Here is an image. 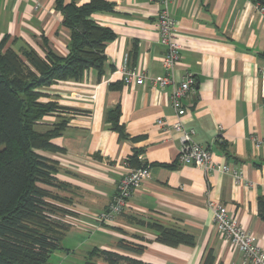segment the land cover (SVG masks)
Listing matches in <instances>:
<instances>
[{
    "label": "crops",
    "instance_id": "crops-1",
    "mask_svg": "<svg viewBox=\"0 0 264 264\" xmlns=\"http://www.w3.org/2000/svg\"><path fill=\"white\" fill-rule=\"evenodd\" d=\"M88 1L77 0V5ZM105 1L111 10L92 16L114 32L105 46L103 74L98 77L89 68L80 80L45 88L69 111L51 113L35 125L45 131L58 117L68 119L52 140L62 151H40L57 163L55 177L61 182L51 189L58 195L51 202L62 218L52 217L65 232L52 257L74 264L65 260L78 255L77 261H84L90 255L105 264L96 251L106 249L154 264H203L208 253L213 264H242V253L215 228L206 201L223 203L264 250V221L258 215V198L264 196V12L252 0H170L179 47L174 77L190 73L195 78L194 90L183 101L182 123L194 130L197 143L211 149L213 167L226 166L205 171L177 160L180 133L170 125L175 118L170 86L125 85L122 80L125 57L128 67L153 78L164 75L166 47L158 40L156 21L161 4ZM5 34L16 38L13 47L28 45L42 53L46 39L58 55L68 51L70 31L55 0H0V39ZM117 105L123 136L106 121L107 111ZM134 150L137 160L148 165L149 176L134 189L122 214L98 222L96 214L110 202ZM133 219L187 232L194 244L161 243L154 230ZM120 243L142 249L131 252Z\"/></svg>",
    "mask_w": 264,
    "mask_h": 264
},
{
    "label": "trees",
    "instance_id": "trees-1",
    "mask_svg": "<svg viewBox=\"0 0 264 264\" xmlns=\"http://www.w3.org/2000/svg\"><path fill=\"white\" fill-rule=\"evenodd\" d=\"M252 1L264 7V0ZM55 5L70 31L65 55L54 52L44 38L42 53L28 45L13 47L17 40L8 34L0 39V264H50L52 253L60 247L65 226L52 217L60 210L51 202L58 200L51 189L61 187V182L55 177L57 163L40 151H62L52 140L61 135L68 119L58 117L45 131H37L35 125L51 113L69 110L43 90L58 81L80 80L89 68L101 76L106 43L114 38L112 29L92 18L98 11L111 10V3L89 0L77 5V0H55ZM119 118L118 105L106 113L110 129L123 136ZM138 154L134 150L129 157L133 167L142 164ZM258 215L264 221V196L258 198ZM133 220L154 230L161 243L194 244V237L182 230ZM119 245L135 253L142 249L134 243ZM96 253L105 264H154L113 250ZM213 261L208 253L203 264ZM80 264L101 263L89 255Z\"/></svg>",
    "mask_w": 264,
    "mask_h": 264
},
{
    "label": "built area",
    "instance_id": "built-area-1",
    "mask_svg": "<svg viewBox=\"0 0 264 264\" xmlns=\"http://www.w3.org/2000/svg\"><path fill=\"white\" fill-rule=\"evenodd\" d=\"M161 4L156 15L158 40L165 45L166 51L162 58L165 70L160 77H150L144 71L127 66V57L121 68L122 80L125 85H142L146 82L153 87L170 86L169 101L175 113L171 127L180 133V149L178 162L193 164L203 167L205 171L226 170L225 165L213 167L212 151L209 147L197 143L193 139L194 130L184 127L181 118L186 113L184 99L194 90L195 78L190 73H185L179 80L174 77V70L179 60V47L175 39V23L172 18L169 3L170 0H158ZM256 7L264 12V7L255 3ZM157 123L163 124L162 119ZM149 176V167L146 164L133 167L128 165L115 184V190L107 207L96 214L98 222H111L122 214L133 194L134 189ZM234 176L240 179L238 174ZM206 206L212 212V220L215 228L221 236L235 246L243 255L242 264H264V250L254 243L253 235L245 230L239 223L230 217L225 205L219 201L207 199Z\"/></svg>",
    "mask_w": 264,
    "mask_h": 264
},
{
    "label": "rangeland",
    "instance_id": "rangeland-1",
    "mask_svg": "<svg viewBox=\"0 0 264 264\" xmlns=\"http://www.w3.org/2000/svg\"><path fill=\"white\" fill-rule=\"evenodd\" d=\"M54 216L55 217H57V218H62V215L60 214V213H54ZM62 246H68L67 245V243L65 242V241H63L62 242ZM64 258V257H63ZM76 258H78V255H75V256H70V257H68L66 260H65V262H68V261H70V260H72V262H75L74 264H80V263H82L83 262V260L82 261H77V259ZM64 260L61 258H57V257H55V256H53V257H51V259H50V264H63L62 262H63ZM64 264H66V263H64Z\"/></svg>",
    "mask_w": 264,
    "mask_h": 264
}]
</instances>
